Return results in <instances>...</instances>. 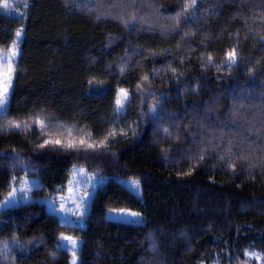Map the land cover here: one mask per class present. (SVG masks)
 <instances>
[{
  "label": "trees",
  "instance_id": "obj_1",
  "mask_svg": "<svg viewBox=\"0 0 264 264\" xmlns=\"http://www.w3.org/2000/svg\"><path fill=\"white\" fill-rule=\"evenodd\" d=\"M98 1L0 9V52L24 30L0 112V201L22 177L38 180L33 198L61 194L77 165L105 178L83 228L38 201L1 210L0 264H70L61 234L81 239L78 264H264V0H197L188 12L192 0ZM36 115L94 150L14 126ZM120 179L138 180L140 196Z\"/></svg>",
  "mask_w": 264,
  "mask_h": 264
},
{
  "label": "rangeland",
  "instance_id": "obj_2",
  "mask_svg": "<svg viewBox=\"0 0 264 264\" xmlns=\"http://www.w3.org/2000/svg\"><path fill=\"white\" fill-rule=\"evenodd\" d=\"M24 2L25 0H9V3L13 4V8L11 10L2 9V11L7 15H17V12H19L18 7L20 6L21 3H24ZM98 2L101 3L102 0H99ZM11 46L12 44L9 46V48H11ZM8 49H6L5 51H1L0 55H3L4 53H6ZM18 55L16 56V60H15V65H14L15 70H16ZM6 67H7L6 63L3 66H0V72H2ZM14 73L12 76V82H13ZM12 82H11V88H12ZM11 88H10V91H11ZM119 92L120 90H117L116 96H118ZM128 100H129V93H128L127 101L124 104V107L126 106ZM114 108L116 110V102H115ZM17 124H19L24 130H27L29 127L35 126L39 130H41L42 134H45L48 137L55 138L56 140L57 139L61 140L65 148L67 147V144L69 142H74L76 144V148L81 147V148L89 149L87 145L90 144L89 143L90 140L86 137V135L79 134V132L76 131L75 134L73 135V137H76V139H72V136H70L69 131H65L60 126L59 128L57 125H54L47 116H37L36 115L33 118H31V120L29 121H24V122L20 121ZM16 129H19V128H16ZM81 139L85 141V144L83 146L79 144V141ZM89 150L91 151V149ZM132 180H135V179H120L119 181L127 189H129L134 195L139 197L140 196V184H139V188L136 191H133L130 189L129 183H126ZM104 182H105V178L100 173L88 171L85 167L77 165L72 168L69 180L64 187V191L61 194H56L53 197L33 198L32 197L33 195L31 194L32 190L39 187L40 184L37 179L27 178V177H22L18 180H15L14 183L12 184V187L9 193H11L13 189L16 190L17 202L12 207H15L21 204H27L32 201H38L39 203L44 204L46 209L50 213L56 215L60 223L64 225L69 224V225H73L78 228H83L84 227L83 217L88 210L93 191H95L97 187L103 185ZM33 185H35V187H33ZM22 189H27L25 199H20V197L24 195V193L21 191ZM9 193L0 201V211L7 209V208H12V207H3V202L9 198ZM85 193H87L88 195L85 196ZM84 200H87L86 204L83 203ZM50 205H54L56 209L55 212L51 210ZM61 205H64V211H61ZM78 205H80L79 208L77 207ZM121 210L125 212H136V211H132L128 209H109L105 215L106 219L114 220V221H121V222H126V223H130L128 222V220L137 219L136 217H127L125 219L114 218L120 214ZM136 213H139V212H136ZM141 222L142 220H141V215H140L139 222L132 223V224H140ZM61 235L58 237V242H59V238L61 237ZM63 235L68 236L66 234H63ZM72 238L76 239L79 242V248H80L81 239L76 238V237H72ZM64 243L67 244L68 241H64ZM78 250L75 252L77 262H78ZM67 251L70 255L69 262L71 264L72 258H73V252L70 248V245Z\"/></svg>",
  "mask_w": 264,
  "mask_h": 264
},
{
  "label": "snow or ice",
  "instance_id": "obj_3",
  "mask_svg": "<svg viewBox=\"0 0 264 264\" xmlns=\"http://www.w3.org/2000/svg\"><path fill=\"white\" fill-rule=\"evenodd\" d=\"M196 3H197V0H192V3L186 6L185 11L186 12H188L189 10L195 11L196 10L195 9ZM25 7H27V5H25ZM12 8H13V4L9 3V0H0V9L11 10ZM24 15H25L24 13H20L21 18ZM23 31H24L23 28L16 31V33H15L16 38L13 40L11 48H9L7 50V52L4 53L3 55H0V66H3L5 63L7 64V67L2 72H0V112H3L6 110L7 104H8V98L11 95L10 88H11L12 76H13V73L15 71L14 65H15L16 56L19 54V42H20V39L22 38ZM209 60H211V57H209ZM228 63H229V67L233 66L236 63L235 50L228 53ZM144 79L147 80V77H144ZM127 97H128V93L125 90L121 89L118 96H117V99H116V112L117 113L122 112V110L124 108V104L127 101ZM150 112L155 113L156 108L153 107L152 109H150ZM14 126L20 127L19 124L14 125ZM165 132L167 133V129H165ZM45 144H54V145L60 146V147L64 146L62 144L61 140H59V139H57L55 141L46 140ZM79 144L81 146H83L85 144V141L83 139H81L79 141ZM41 147H44V145H41ZM87 147L89 149H93V150L95 148V146L92 144H88ZM67 148H69V149L76 148V144L74 142H69L67 144ZM126 183H129V187L133 191H136L139 188V181L138 180H132V181L126 182ZM33 187H35V185H33ZM21 191L24 193V195H22L20 197V199H25L27 189H22ZM87 195L88 194L85 193V196H87ZM16 202H17L16 190L13 189V191L11 193H9V198L3 202V207H12L15 205ZM83 203L86 204L87 200H84ZM77 207L79 208L80 205H78ZM50 208L53 212L56 211L54 205H50ZM61 211H64V205H61ZM139 216H140L139 213L125 212V211L121 210L120 214L114 218L125 219L127 217H136L137 219L128 220V222L137 223V222H139ZM64 241H68V243L65 244ZM69 245H70V248L73 252V258H72L71 264H78L76 256H75V252L79 249V242L76 239H73L71 236H64L62 234L61 237L59 238L58 248L68 250ZM244 254L246 256H248L249 259L255 258L258 261L262 259L260 254H258V253L245 251Z\"/></svg>",
  "mask_w": 264,
  "mask_h": 264
},
{
  "label": "bare ground",
  "instance_id": "obj_4",
  "mask_svg": "<svg viewBox=\"0 0 264 264\" xmlns=\"http://www.w3.org/2000/svg\"><path fill=\"white\" fill-rule=\"evenodd\" d=\"M90 171V170H89Z\"/></svg>",
  "mask_w": 264,
  "mask_h": 264
}]
</instances>
